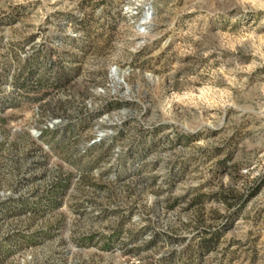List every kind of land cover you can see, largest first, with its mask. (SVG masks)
Wrapping results in <instances>:
<instances>
[{
  "label": "rangeland",
  "instance_id": "rangeland-1",
  "mask_svg": "<svg viewBox=\"0 0 264 264\" xmlns=\"http://www.w3.org/2000/svg\"><path fill=\"white\" fill-rule=\"evenodd\" d=\"M0 264H264V0H0Z\"/></svg>",
  "mask_w": 264,
  "mask_h": 264
},
{
  "label": "water",
  "instance_id": "water-1",
  "mask_svg": "<svg viewBox=\"0 0 264 264\" xmlns=\"http://www.w3.org/2000/svg\"><path fill=\"white\" fill-rule=\"evenodd\" d=\"M152 13H153V11H150V12L146 13L143 22L140 23L139 25H137V29L139 31H145L146 30L145 23H146V21H148L150 19V16L152 15ZM114 71H115V75H116L117 74V70L114 69Z\"/></svg>",
  "mask_w": 264,
  "mask_h": 264
},
{
  "label": "trees",
  "instance_id": "trees-1",
  "mask_svg": "<svg viewBox=\"0 0 264 264\" xmlns=\"http://www.w3.org/2000/svg\"><path fill=\"white\" fill-rule=\"evenodd\" d=\"M216 240V238H213L212 240H209V241H205L203 246H210L212 245V243Z\"/></svg>",
  "mask_w": 264,
  "mask_h": 264
}]
</instances>
